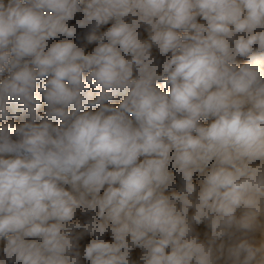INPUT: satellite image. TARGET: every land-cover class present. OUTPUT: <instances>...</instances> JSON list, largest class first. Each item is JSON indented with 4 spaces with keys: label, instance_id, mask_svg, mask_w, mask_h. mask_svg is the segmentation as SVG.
Instances as JSON below:
<instances>
[{
    "label": "clouds",
    "instance_id": "clouds-1",
    "mask_svg": "<svg viewBox=\"0 0 264 264\" xmlns=\"http://www.w3.org/2000/svg\"><path fill=\"white\" fill-rule=\"evenodd\" d=\"M0 264H264V0H0Z\"/></svg>",
    "mask_w": 264,
    "mask_h": 264
}]
</instances>
